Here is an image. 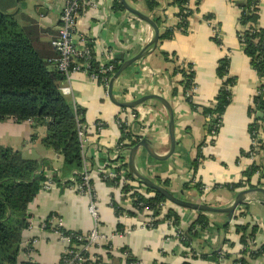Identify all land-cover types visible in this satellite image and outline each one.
Masks as SVG:
<instances>
[{"label": "crops", "instance_id": "obj_1", "mask_svg": "<svg viewBox=\"0 0 264 264\" xmlns=\"http://www.w3.org/2000/svg\"><path fill=\"white\" fill-rule=\"evenodd\" d=\"M158 2L156 14L164 19L160 29L165 32L173 28L174 34L168 40L158 41L150 55L124 71L114 82L113 95L116 100L124 102L151 94L165 98L173 108L176 147L174 154L165 161H155L143 149H139L136 167L154 182L158 178L160 185L167 182V189L177 197L195 202L206 196L207 204L227 207L234 197L223 195L228 194L224 186L237 184L242 180V174L252 165L246 153L251 141L249 126L253 122L250 110L259 86L250 60L238 42L237 35L242 29L239 23L240 11L230 0H191L193 11L188 18L187 28L179 31L176 30L177 7L170 5V0ZM113 3L114 0H102L95 11L87 12L79 20L77 29L98 44L115 48L123 56L124 62L148 44L153 31L125 10L114 11ZM34 4L40 17L36 19L27 16L26 19L35 21L39 28L45 30L50 42L56 34L62 0H35ZM135 7L139 8L140 4ZM50 14L54 15V19L49 17ZM212 25L217 27L220 44L214 41ZM259 25L264 29V0L259 3ZM225 57H229V77L233 82L229 85V99L221 114V125L215 135L211 136L210 118L203 116L201 110L215 105L221 87L217 69ZM187 66H191L195 72L194 84L187 91L191 92L194 88L190 102L183 94L182 76L174 71L175 68ZM69 86L72 95L65 98L85 111L84 126L88 128L85 159L109 167L112 162L108 156H112L121 138V130L115 124L116 117L126 110L115 106L106 97L103 88L86 75H74ZM134 111L138 118L143 117V121L149 123L148 128L145 127L143 139L149 140L157 153L165 154L169 149L168 116L165 109L156 101H148ZM97 122H102L106 127L95 135L91 128ZM44 134L45 128L33 129L30 122L17 123L12 119L0 121L1 146L18 150L22 156L27 150H34L39 154V160H49L51 169L59 170L61 159L41 145ZM262 136L264 138L263 133ZM257 165L264 176L263 150ZM259 178L255 175L253 182L256 183ZM192 179L201 185V193L193 188ZM92 183L98 199L96 210L99 232L108 237V242L96 245L90 257L103 264H125L128 255L137 261L136 264H182L189 260L190 248L199 255L207 256V259L189 260L190 264H233L232 260L242 250L240 237L232 226L224 235L216 227H209L200 233L190 248L175 240L173 228L165 221L151 229H139L140 223L148 221L149 215L135 213L127 196L114 186L107 185L98 175H92ZM184 185H188L187 190L183 189ZM143 191L148 196L146 189L143 188ZM113 203L125 211H132L134 216L124 212L119 218L115 215ZM89 206L85 196L67 186L53 185L47 191L41 189L28 206L29 227L22 237L17 264H59L66 244L54 232L43 229L41 225L53 215L62 221L66 231L88 234L94 228ZM167 208L173 209L179 216V228L183 232L187 231L198 215L197 212L169 204L162 205L161 211L165 212ZM163 212L160 216H163ZM204 215L219 223H229L227 216L222 214ZM234 215H237L239 225L258 224L254 245L264 243L261 205L246 202L236 209ZM154 218L158 220V217ZM224 240L229 243L224 245ZM220 249L232 258L218 262L211 260L213 252ZM113 260L120 261L116 263Z\"/></svg>", "mask_w": 264, "mask_h": 264}, {"label": "trees", "instance_id": "obj_2", "mask_svg": "<svg viewBox=\"0 0 264 264\" xmlns=\"http://www.w3.org/2000/svg\"><path fill=\"white\" fill-rule=\"evenodd\" d=\"M125 1L130 7L140 11L155 23L159 30L158 41L168 40L174 34L175 29L173 28L167 29L165 32L160 29L164 19L156 14L159 8L158 0ZM189 1L170 0V5L178 9L176 30L185 31L187 28L188 18L193 11L187 7ZM230 1L240 11L239 23L242 29L237 35L238 41L259 80L257 93L250 110L253 122L249 126V134L254 132L257 134L259 131L264 134V29L259 25L260 1ZM136 4H140V7H135ZM113 10L116 12L124 11L117 0H114ZM27 22V25L21 26L12 15L0 13V121L12 119L17 123L30 122L33 129L45 128V134L40 141L41 145L54 152L62 161L59 170L52 172L51 181L56 186L69 187L71 184L67 179L70 174L74 171L80 173L83 169V157L75 117L76 114L82 115V122H84L85 111L67 100L60 92L59 88L64 77L48 63L50 58L55 57V53L51 49L50 42H48L47 32L39 28L35 21L27 20ZM214 41L220 44V40L216 36H214ZM117 59L122 61L123 56L119 55ZM229 64V59L223 58L218 65L217 73L221 80V87L215 98V105L201 110L203 116L210 118L209 130L215 132L221 125V114L228 104L229 85L233 82L229 77ZM93 69L97 70L95 64ZM174 71L182 76L183 94L186 100L190 102V97H187L186 93L194 83L195 72L193 68L187 66L175 68ZM175 94L176 91L174 90L173 95ZM126 138L129 137L125 136L121 130L119 142ZM260 142L261 149L264 151V139ZM134 145L135 142H130L129 145L122 146V148ZM124 167L127 168V166ZM259 168V165L250 166L242 174L241 181L237 184L224 186L228 194L223 195L235 198L238 192L246 189H264V176L260 175L257 182H253L255 173ZM50 170L51 162L49 160L25 159L20 151L0 145V264H17L21 252L22 237L29 227L28 206L48 180L47 175H49ZM76 178L79 181V177ZM116 182L117 178L105 181L107 185L112 186H115ZM156 183L160 185L158 178H156ZM138 185L146 189L148 196L151 195L150 197L147 195L137 196V200L151 209L154 217H158V220L154 222V227L165 219H172L173 226H179L180 218L173 209L167 208L165 212L161 211L162 205L171 204L161 195L147 190L141 183L138 182ZM167 185L168 183L165 182L161 186L167 189ZM192 186L198 193H201L202 189L199 183ZM187 188L188 185L183 186L184 190ZM127 190L128 187L123 189L124 192ZM205 197H201L195 202L207 204ZM220 199L222 200V198ZM112 207L116 216H120L124 212L129 216H134L132 211H125L115 203L112 204ZM134 212L137 213L135 210ZM162 212L163 216H160ZM240 216L244 215L241 214ZM236 219L237 215H234L229 223H219L202 213H198L194 222L184 232L182 244L190 248L192 242L199 238L200 233L211 226L216 227L221 235L226 234L232 226L235 233L240 237L239 243L242 247L238 257L233 259L232 263L252 264L253 262H260L264 264V243L259 246L252 244L258 226L239 225ZM197 227L199 230L196 229ZM45 229L52 232L49 224L46 225ZM59 231L64 235L70 234L64 229H59ZM226 243L229 242L224 240L223 244ZM221 253V249L218 252H213L210 259L218 262L221 259L230 260L232 258L226 253ZM188 255H190L189 260L193 261L200 258L207 259V256L197 254L193 248H190ZM189 260L182 264H190ZM119 261L113 260L116 263ZM136 263L134 258L127 256L125 264ZM59 264H63L62 259ZM85 264H89V262ZM95 264L103 263L98 260Z\"/></svg>", "mask_w": 264, "mask_h": 264}, {"label": "built area", "instance_id": "obj_3", "mask_svg": "<svg viewBox=\"0 0 264 264\" xmlns=\"http://www.w3.org/2000/svg\"><path fill=\"white\" fill-rule=\"evenodd\" d=\"M101 1L102 0H62V6L59 12V23L57 29L55 30L56 35L50 40V46L55 53V57L50 58L48 63L56 72L64 77V81L59 88L63 96L67 97L72 95V91L69 86L72 81V77L76 74H83L86 75L92 82L102 87L106 97H108L110 79L123 63L117 59L119 51L115 48L100 45L92 38L80 33L77 29L79 20L87 12L95 11ZM190 2L191 0L187 4V7L191 9ZM212 27L214 29V36L218 38L216 25H212ZM225 58L229 59V57ZM94 64L97 68L96 71L93 69ZM64 84L67 86H64ZM193 92L194 88L191 92H188L186 96L191 98ZM125 110L127 112L122 111L117 115L115 124L118 128H120V130H122L123 134L129 138L119 142L114 147L111 154L112 156H108V160L112 162L109 167L108 165L102 166L86 161L84 156V147L87 141L86 135L88 133V128H86L84 126V122H82V115L76 114L75 118L77 122L78 138L83 157V169L80 173L76 171L72 172L67 180L71 184L69 188L88 199L90 205L89 212L94 219V228L88 234L70 232V234L64 235L59 231V229H64L62 227V221L53 215L41 225L42 228L45 229L46 225L49 224V228L52 232H54L59 239L66 244V248L61 257L63 264H85L87 262H89V264H95L97 263V260L90 257L93 248L102 242H108V237L99 232L98 214L96 210L98 199L92 183L93 174L98 175L104 182L109 179L117 178L116 185L114 186L115 189L121 191L123 195L127 196L129 204L138 215H149L148 221L141 222L138 228L151 229L154 227L156 219L153 216V211L137 200V196H145L143 188L138 185V181L131 176L127 168L124 167L127 166L128 153L130 148L133 146L122 148V146L129 145L130 142H135V145L138 144L143 139L145 127L148 128L149 123L143 121V117H137L134 111L135 108ZM105 127L106 126L102 122H97L94 126H92L91 130H93L95 135H98ZM257 134L256 132L249 134L251 141L246 156L251 161L252 165H257L258 158L262 151L260 141H263L264 139L260 131ZM210 135H215V131H211ZM99 150L100 149L98 148L97 151ZM55 171L57 170L51 169L49 175H47L48 180L42 187L44 191L53 188L54 184L51 181V174ZM255 175H261L260 168L256 171ZM76 177H79V181ZM197 183L198 182H196L195 179L191 180L192 185ZM127 187V192H124L123 189ZM205 190L206 188L204 191ZM121 216L122 215L118 217L120 218ZM164 221L171 228H173L175 240L182 244V240H184V232L179 228V226H173L172 219H165ZM196 229L199 230V227ZM252 244L254 245V241Z\"/></svg>", "mask_w": 264, "mask_h": 264}, {"label": "water", "instance_id": "obj_4", "mask_svg": "<svg viewBox=\"0 0 264 264\" xmlns=\"http://www.w3.org/2000/svg\"><path fill=\"white\" fill-rule=\"evenodd\" d=\"M117 2L123 7V9L137 18L138 20L146 23L153 31V36L151 40L148 42L146 46H144L138 54L134 57L124 61L115 74L111 77L108 88V98L109 100L117 107L122 109H134L148 101H156L158 102L166 111L168 116V137H169V149L165 154H159L156 152L153 144L147 140L142 139L138 144L130 148L128 153V162L127 167L129 174L137 179L139 183H141L147 190L155 192L162 197H164L167 202H169L172 206H176L181 209L190 210L197 213L202 214H222L227 216L228 222L232 219L236 209L246 202L258 203L263 207V219H264V189L263 188H253L246 189L240 191L236 194L232 203L227 207H213L209 204L204 203H196L184 200L181 197L175 196L168 189L163 186L157 184L144 174H142L136 167V155L139 149H143L146 155L155 160V161H165L169 159L175 151L176 140H175V125H174V114L173 108L171 104L162 96L151 94L147 96H143L137 100L132 101H118L113 95V85L114 82L122 75L124 71H126L129 67L134 65L136 62L146 58L150 55L157 46L159 40V30L155 23L146 15L141 13L140 11L130 7L125 0H117ZM42 11V9L40 10ZM44 12V11H43ZM256 195H260L262 198H257Z\"/></svg>", "mask_w": 264, "mask_h": 264}, {"label": "rangeland", "instance_id": "obj_5", "mask_svg": "<svg viewBox=\"0 0 264 264\" xmlns=\"http://www.w3.org/2000/svg\"><path fill=\"white\" fill-rule=\"evenodd\" d=\"M34 2L35 0H0V13L12 15L21 26H25L28 20L27 16L36 19L40 17ZM49 17L54 19L53 14H50ZM38 156L36 151L27 150L23 157L29 160H39Z\"/></svg>", "mask_w": 264, "mask_h": 264}]
</instances>
